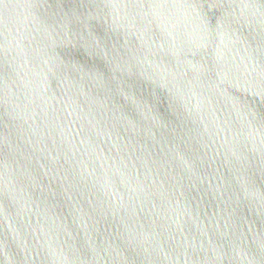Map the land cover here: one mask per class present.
Here are the masks:
<instances>
[{
    "label": "water",
    "instance_id": "1",
    "mask_svg": "<svg viewBox=\"0 0 264 264\" xmlns=\"http://www.w3.org/2000/svg\"><path fill=\"white\" fill-rule=\"evenodd\" d=\"M0 264H264V0H0Z\"/></svg>",
    "mask_w": 264,
    "mask_h": 264
}]
</instances>
